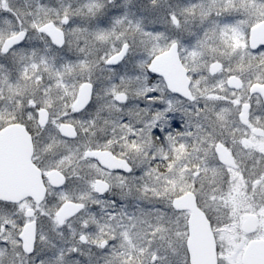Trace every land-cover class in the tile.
<instances>
[{
    "label": "snow or ice",
    "instance_id": "snow-or-ice-1",
    "mask_svg": "<svg viewBox=\"0 0 264 264\" xmlns=\"http://www.w3.org/2000/svg\"><path fill=\"white\" fill-rule=\"evenodd\" d=\"M0 264H264V0H0Z\"/></svg>",
    "mask_w": 264,
    "mask_h": 264
}]
</instances>
